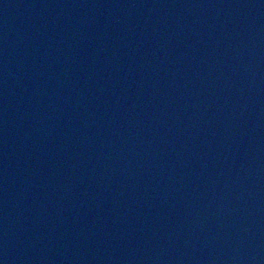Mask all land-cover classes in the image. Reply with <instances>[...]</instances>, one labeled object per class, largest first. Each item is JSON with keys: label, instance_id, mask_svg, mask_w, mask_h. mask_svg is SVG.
<instances>
[{"label": "water", "instance_id": "obj_1", "mask_svg": "<svg viewBox=\"0 0 264 264\" xmlns=\"http://www.w3.org/2000/svg\"><path fill=\"white\" fill-rule=\"evenodd\" d=\"M0 264H225L170 0H0Z\"/></svg>", "mask_w": 264, "mask_h": 264}]
</instances>
